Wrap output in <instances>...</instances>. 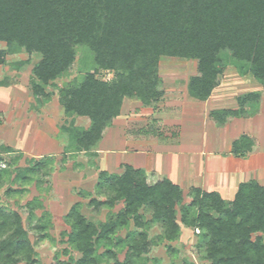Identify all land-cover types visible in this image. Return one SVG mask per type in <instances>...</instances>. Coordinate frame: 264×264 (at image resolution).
Masks as SVG:
<instances>
[{
	"label": "trees",
	"instance_id": "16d2710c",
	"mask_svg": "<svg viewBox=\"0 0 264 264\" xmlns=\"http://www.w3.org/2000/svg\"><path fill=\"white\" fill-rule=\"evenodd\" d=\"M0 42L6 43L0 65L12 52L41 55L31 79L40 103L51 97L47 87L69 71L78 48L91 54L93 70L59 90L67 115L90 120L87 129L73 127L72 151L90 152L120 115L125 98L145 106L163 99L159 62L164 56L197 61L188 90L200 100L211 95L228 64L264 83V0H0ZM100 70L115 77L101 79ZM259 99V92L246 93L238 97V108L214 110L211 116L224 123L229 116L244 115L245 104ZM155 130L152 123L142 128L147 134ZM252 144L242 135L233 150L245 155ZM4 172L0 169V180ZM96 188L99 196L88 203L93 210L119 202L123 207L96 223L75 203L66 215L68 243L81 256L55 264H95L102 247L109 258L116 256L115 248L126 247L121 264H146L145 254L154 244L179 238L181 224L199 229L196 247L208 264H264V185L256 180L241 183L231 201L191 187L190 201L184 202L179 185L168 178L150 184L144 170L126 165L122 173L101 170ZM154 224L162 232L151 239L148 230ZM35 229L48 235L42 221ZM122 229H127L124 237ZM34 255L20 213L0 206V264H33Z\"/></svg>",
	"mask_w": 264,
	"mask_h": 264
},
{
	"label": "rangeland",
	"instance_id": "374dc122",
	"mask_svg": "<svg viewBox=\"0 0 264 264\" xmlns=\"http://www.w3.org/2000/svg\"><path fill=\"white\" fill-rule=\"evenodd\" d=\"M0 48H6V43L0 42ZM40 57L39 54L12 52L7 54L5 63L0 66V77H6L8 83L11 80L18 87L16 93L12 94L11 102L0 105V169L6 170L0 180V206L9 212L20 213L23 226L34 247L33 264H55L57 260L72 261L81 256L68 243L70 226L66 222V215L75 203L80 202L82 212L96 223L106 221L111 214H116L123 207V203L119 202L113 208L103 207L98 211L88 205L92 197L99 196L96 186L101 169L95 159L97 153L72 151L75 138L71 131L73 127L89 128L90 120L67 115L59 100L61 87L82 80L93 70L91 54L78 48L71 68L47 87L51 97L42 99V103L32 95L30 83L33 66ZM159 74L164 101L152 113L150 108L142 109L143 106L138 100L128 98L119 118L127 121L128 128L137 129L136 127L143 125L145 118L151 117L149 119L153 122L157 120L160 128L166 125L163 128L166 131L170 126L164 123L163 118L173 115L163 109L171 101L178 103V108L181 105L192 107V95L187 84L190 77L197 74V61L164 56L159 62ZM240 74L235 65L228 64L221 86L214 93V99L225 90H230V98L233 99L236 93L251 89L254 82L251 74H246L247 77H240ZM97 76L112 80L115 74L100 70ZM188 95L191 98H187ZM197 103L200 110V102ZM230 103L231 101L226 102ZM177 129L175 126L172 128L176 132ZM37 163H40L38 167L35 166ZM148 182L153 184L151 180ZM187 192H184V202L190 201ZM177 211L180 221V205L177 206ZM146 217L150 218V213ZM40 221L46 224V237L35 229ZM126 232L127 229H122L119 236L124 237ZM161 232L158 224L148 230L151 239L159 237ZM198 233V228L181 224L179 238L154 244L145 254V263L182 264L184 261H191L195 264H208V260L196 247ZM105 248L99 250L95 264H121L125 260L126 247L113 248L116 256L111 258L102 255ZM18 264L29 263L22 261Z\"/></svg>",
	"mask_w": 264,
	"mask_h": 264
},
{
	"label": "crops",
	"instance_id": "0c3cea01",
	"mask_svg": "<svg viewBox=\"0 0 264 264\" xmlns=\"http://www.w3.org/2000/svg\"><path fill=\"white\" fill-rule=\"evenodd\" d=\"M224 73L225 69L219 84L206 100L188 95L187 98L193 100L190 108L185 105L178 108V103L171 101L163 109L173 115L163 118L164 123L170 126L166 131L163 129L166 125L160 128L157 120L153 122L151 117L145 118L143 125L137 129L128 128L127 121L119 119L122 116L119 115L105 129L93 150L85 153H97L95 159L101 170L122 173L124 166L130 165L144 170L147 180L153 183L168 178L184 192L198 187L204 191L218 192L227 201L235 198L243 182L256 180L264 185V83L251 75L254 80L251 89L236 93L233 99L230 98V90H225L214 99ZM4 79L7 78L0 77V81ZM31 79L32 76L30 83ZM17 88L11 80L7 85H0V105L9 104ZM249 92H259L260 99L245 104L244 115L229 116L224 123L211 116L214 110L238 108V97ZM127 99H124L122 109ZM162 100L155 106H145L139 102L142 109L150 108L155 113L156 106ZM227 101L231 103L226 104ZM197 102H200V110ZM150 123L154 124L156 132L144 133L142 128ZM174 126L178 127L177 132L172 130ZM242 135L253 140L251 149L245 155L236 154L233 150L234 142Z\"/></svg>",
	"mask_w": 264,
	"mask_h": 264
}]
</instances>
